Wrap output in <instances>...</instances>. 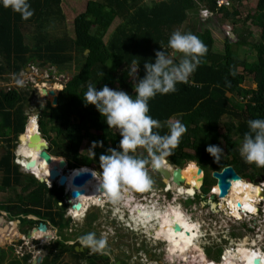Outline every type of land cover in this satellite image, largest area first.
<instances>
[{
  "label": "trees",
  "instance_id": "obj_1",
  "mask_svg": "<svg viewBox=\"0 0 264 264\" xmlns=\"http://www.w3.org/2000/svg\"><path fill=\"white\" fill-rule=\"evenodd\" d=\"M229 1L230 8L219 6V0L89 1L84 12L73 20V35L67 27L63 0H29L33 14L27 20L0 6V79L5 80L4 75H12L17 80L33 63L49 65L66 74L73 70V75L59 93L57 110L50 103L41 108L40 131L50 142L51 156L65 158L69 169L94 165L100 171L99 155L109 147L118 149L121 137L116 129L108 127L95 106L84 104L83 93L87 85L90 83L98 90L107 85L113 90L120 89L135 95L134 80L126 78L133 61L138 81L145 74V61L154 62L155 51L164 49L166 53L172 52L167 48V41L173 31L195 34L207 48L202 62L186 83L176 85L175 92L151 98L148 101L149 114L159 121L160 127L153 131L161 135L167 133L170 119L180 121L186 128L171 154L163 158L166 163L185 167L194 162L204 173L221 171L227 166L235 168L243 180L232 183L228 195L221 200L223 202L236 189L264 179V168L245 163L238 152L243 134L248 131L247 121L264 118V0H258L257 6L247 12L246 21L251 19L257 32L239 28L241 34H238L233 30L237 42L227 36L222 52L215 51V39L210 30L200 31L195 22L187 30L183 27L191 22L194 13L201 17V9L213 15L220 14L224 23L232 21L241 25L240 17L244 10L248 5L252 7L248 3L250 0ZM116 21L119 23L110 32ZM257 33L259 41L255 42L253 36ZM236 47L244 48V57L237 54ZM251 76L252 84L256 85L254 89L246 86ZM31 88L8 91L0 88V194H11L9 192L14 190L23 215L40 217L43 224L48 221L67 230L69 217L66 218L68 206L64 189L56 184L49 188L46 183H40L35 176L25 173L16 160L20 136L25 139L24 148L29 141V136L23 134L30 118L27 109L37 95L35 88ZM85 141L91 145L93 141L102 142L92 149L95 155L81 153ZM222 143L228 150L216 161L205 149L208 144L221 148ZM35 153L34 159L49 170L59 162L54 158L53 164L47 165L38 158V152ZM135 155L148 158L143 148H138ZM150 166L149 160L146 168ZM76 174L77 171L72 172L68 178L72 179ZM181 177L184 183L195 187L192 177L183 171ZM201 177L202 174L195 177L198 191L202 185L199 182ZM215 184L216 181L206 174L202 192L206 195L210 190L209 196L216 195ZM168 186L178 185L171 183ZM197 199L205 201L202 196H197ZM0 209L4 210V205ZM17 215L15 219L21 220L20 213ZM31 232L23 228L25 237ZM61 246L64 248L61 252L48 253L41 264H68L65 263L64 252L72 250L63 243ZM225 251L223 260L215 263L225 264L240 254L237 248ZM205 254L211 255V251L207 250ZM78 256V263L82 264L85 257ZM31 260L32 257L25 264H31ZM12 264L21 262L16 259Z\"/></svg>",
  "mask_w": 264,
  "mask_h": 264
},
{
  "label": "rangeland",
  "instance_id": "obj_2",
  "mask_svg": "<svg viewBox=\"0 0 264 264\" xmlns=\"http://www.w3.org/2000/svg\"><path fill=\"white\" fill-rule=\"evenodd\" d=\"M89 1H94V0H63L64 11H65V14L67 15V27L68 29L70 28L71 35H73V31H72L73 30L72 28L73 20L80 13L84 12L86 8V4ZM250 3L255 8L257 6L258 0H252ZM223 4L227 5L226 2H223ZM227 8H230V7L227 6ZM254 8L248 5L246 10H244V14H242V16L240 17V20H243L242 22L243 24L239 26L242 30L250 31V28L252 26H251V22L246 21L248 18L247 12L248 10H251V9L253 10ZM221 18L222 17L218 15L211 19V14L208 16V18H204L201 14L200 18L198 16L191 17V23L195 21V26H197V28L200 31H203L205 29L207 30L215 29L216 33L218 31L219 35H221L222 37V39L220 40L221 42H220L219 47L220 48L222 47V40H223L224 41L223 49H224L225 41L228 36L227 29L232 28V26L222 22ZM201 20L203 23H201ZM118 23L119 21H116L113 24L112 28L110 29V32L114 30V28L117 26ZM251 33H256V32L254 30ZM253 38L255 39V42L259 41L258 33L256 34V36L254 35ZM235 49L239 56L244 57L245 55L244 48L239 49V47H236ZM172 57L175 61H177L179 58L178 54ZM239 71H241V69H239ZM73 73H74L73 70L71 71L70 74H66V73L60 72L58 69L54 67H50L49 65L41 66L40 64L33 63L31 66H29L26 69L25 72H22L19 75V78L17 79V80L23 81L22 86L16 83L17 80L13 79L14 77H12V75H10V77L4 75L3 78H5V80L0 79V81H2L0 82V88L6 91L10 89H19L20 87H25L28 89H30L31 87L35 88L34 91L37 92V95L34 97L35 99L31 102L30 106L27 109V114L32 118L34 115L39 116V114L42 111L41 108L43 106H46L49 103L51 104L54 98V96L51 94H49L48 96H44L42 92L40 91V89L42 90V88H46L48 91L54 90L56 93L57 92L59 93L64 89L66 82L73 75ZM126 78L133 80V77L129 75H127ZM246 86L248 88H252V89L254 88L250 79H247ZM58 98H59V94H58ZM52 108L57 110V107L53 106ZM172 120L177 121L176 119H172ZM48 144H50V142H48ZM26 147L24 148L23 146H19L18 151L16 150V160L19 159L18 162L23 168H24L23 162L25 161L24 158L34 159L35 157L34 153L37 152L34 149L32 152H29L26 149ZM221 148L223 149V154H226L228 149L226 148L224 143H222ZM90 149H92V145L89 142L85 141L82 145L81 153L87 156H92V154L89 152ZM54 158L58 160L65 159L61 157H54ZM187 162H184V163H187ZM162 164L165 165L166 162L163 161ZM195 165H197V167L200 168L197 163ZM168 166H170L173 169L178 167V166H175L169 163H168ZM89 168L94 169L96 172L95 175H97V176H93L92 179H95L96 177L99 176L100 171L94 165H92ZM43 169L45 171V174L43 175H45V178L47 179L49 177L48 172L45 170L46 168H43ZM84 170L86 172L88 171L86 169ZM146 170L148 172V175L152 179V185L150 188L143 190V191L129 189L127 187L121 188L122 191H120V193L122 196V201H120L117 204H114L115 206L112 204L110 200H108L109 203L106 204V202L108 201L105 199H101V201L104 202L103 204L91 205L89 207L91 209L88 208L89 210L87 209L83 213V215L82 213L80 214V217L82 216L81 218L74 219V217H72L73 220H82V218L83 217L85 218V216L89 212H92L94 216H98V217L105 216V215H109L112 209L113 215L111 217L107 216L109 218L108 220H113L114 216L118 215V217L115 220L125 219L124 222L130 224L129 228H131V230L133 231L135 230L134 235L137 236L135 237L136 239L132 237L130 232H128L127 233L128 235L126 238H124L123 240L114 242V245H116V247H119L120 253H119V256L110 255L111 257H109V263L112 262L115 259V257H118V260H120V262L122 261L123 264H140L138 262L139 258H142L143 264H178L176 259L169 255L166 249L165 243L152 240L145 230L135 229V224H133V222L131 221L133 220L131 219L132 215L130 214V216L128 217V215H126V212H125L126 210L125 205L131 201L130 197H134L137 201L136 203H143L146 206L152 207L153 205H155L157 206L158 209H162V210H164V207H165L167 212L169 213H170V210H174V212H176L177 215L181 216L182 220H192V222H195L194 225H197L196 223L201 222V221H204V223H207L206 225H208V223L210 222L209 226L211 228H214L212 229L214 237L212 239L206 236V231H209V228H207L208 226L206 225H202L203 228L205 227L206 231L205 230L203 231L202 240H200L199 244L197 245L200 248V250L198 251V254H195V257L192 258L193 260L199 262L198 264H204L206 263V261H214V262L219 263L222 257L220 256L219 258L220 251H222L221 255H224L226 252L225 250H229V249L235 250L234 248L238 246L240 243H242V241H244L245 239L248 241L247 243L249 244L250 248L263 249L264 247V202L260 201L256 203L258 207V211H256V214L252 213L251 211L244 212L245 211L244 209H240L242 206L240 208L234 207V209H232V207H230L231 205H229V207L225 208L223 207V204L229 203L228 199L231 200V197H232V194H230L227 200L223 201L224 203L221 201L219 202L218 207L220 208L221 211L219 212L213 211L211 207L209 206V204L206 202V200L201 201L197 198H194L193 200L187 201L189 199L187 198L188 196L194 195L193 192L195 191V189L197 191V196H200V197L202 196L206 199V197L209 195L210 190L208 194L206 195L202 192L203 184L201 185V188L198 191V186H197V182L195 178H193V181H192L195 188L192 187V185L188 183H184L180 186H174V187L169 186L171 191L176 192V197H175L174 192H172L173 193L172 195H167V193H165L164 191V190H167L166 185L172 183L171 181H167V184L163 188L161 176L157 172H155V170H153L151 166L146 168ZM206 174L211 179L213 170L204 173V177L206 176ZM37 176L43 177L41 172H39ZM246 182H249V181H246ZM47 183L52 184V181L49 179ZM249 183H250L249 185L252 184L256 186H260V184H262V183H255V182H249ZM70 184L71 183H69V185ZM68 186L66 187V191L70 195L72 190L69 189ZM127 191H135V192L134 193L131 192L130 194H128L126 193ZM9 193H11V194H8L9 197L11 198L14 197L13 193L17 195L16 192H9ZM171 197L173 198L172 200H171ZM183 197L187 198L186 200L187 202L182 200ZM165 198H166V201H165ZM139 199H142V200H139ZM6 201H7V196L5 194H2L0 196V202L5 204ZM72 201L73 200L71 201L65 200V204L68 206V210L72 209L71 207L73 206ZM156 201H158V203ZM104 205H105V208H104ZM116 206H118L119 208ZM72 212L74 213V210ZM246 215H248V219H246ZM2 217L3 215L1 213L0 218ZM67 217H69L68 212L66 213V218ZM242 217L244 218V220H242ZM124 227L126 226L124 225ZM3 228H8V229H7V233L3 234L2 236L0 234V260H1L0 264H12V263H15L16 259H19L21 264H25L29 260L30 257H32V260H33L34 258H37L40 255L39 253L40 247H39V244H37L35 240H32V239L24 240L22 235L17 234L16 221H14L10 225L8 222H6ZM225 229H227V231H224ZM136 230H139L140 232H137ZM159 230L160 228L157 227L156 231L159 232ZM11 233L12 235L10 236L9 234ZM143 234H145V236L146 235L148 236V239L146 241L142 238ZM218 234L223 235V236L221 237V239L217 240V243H214L215 236L218 237ZM44 236L46 235L39 234V238H41L40 242L42 244V247L45 245V248H46L50 244L55 243V240H53L50 235L46 236L48 237V239L46 240L44 239L46 238ZM52 236L54 238V234H52ZM225 237L226 239L228 238L229 241L224 240ZM136 243L137 244L139 243L141 248L144 249L142 252L139 253L138 256H137V251L135 248ZM253 243H256V245L252 246ZM197 246H193V247H197ZM180 249H188V248H184L183 246L176 248V250H180ZM207 250L211 251V255L209 254L205 255ZM191 251L194 252L195 248H192ZM52 253L54 252H50V254ZM149 253L153 254V257L149 258ZM197 257L200 260L197 259ZM71 258L72 257L70 255L68 259H71ZM207 258L210 260H208ZM240 259L241 258H239V261ZM64 260H65V263H68L66 259ZM230 263H231L230 259L225 261V264H230ZM180 264H184V263H180Z\"/></svg>",
  "mask_w": 264,
  "mask_h": 264
},
{
  "label": "clouds",
  "instance_id": "obj_3",
  "mask_svg": "<svg viewBox=\"0 0 264 264\" xmlns=\"http://www.w3.org/2000/svg\"><path fill=\"white\" fill-rule=\"evenodd\" d=\"M222 5L225 4L222 2L219 6ZM0 6L5 9H10L14 13H18L22 20L29 19L33 14L29 0H0ZM226 6H229V3H227ZM210 14L212 13L210 12ZM228 30L232 31V28L227 29V34ZM161 48L163 49L162 45ZM167 48L171 49L172 52L166 53L164 49L163 51L157 50L155 51L154 62L145 61V74L143 78L138 79V81L136 80L137 67L135 66V61H133V67L128 71V75L133 77V91L135 95H130L120 89L113 90L107 85H104L98 90L96 86L90 83L87 85V90L83 93L84 104L86 106L89 104L95 106L108 127L110 129H116L121 137L118 149L109 147L106 149L105 153L99 155L100 174L97 177L100 184L99 191L102 189L101 193H103L104 198L110 200L113 204L122 201L120 193V191H122L121 188L127 187L139 191L150 188L152 179L148 175L146 164H148L150 160L153 168H159L163 158L171 154L172 150L179 143L180 137L186 131L183 123L171 119L167 122V133L161 135L158 131H153V129H158L160 127V123L149 114L148 101L157 94L164 95L175 92L178 83H186L188 77L202 62V57L205 55L207 48L195 34L191 32H181L180 30H175L170 34L167 41ZM177 53H179L180 56L178 60L174 62L172 56H175ZM16 83L22 86L23 81L17 80ZM36 118L37 116L34 115L32 121L35 122ZM247 126L248 131L244 132L238 148L239 155L245 163L254 164L257 168H264V118L250 119L247 121ZM101 143V141H93L92 149L101 145ZM138 148H143L146 151L148 156L147 159L135 155ZM92 149H90L89 152L95 155ZM205 150L216 161L220 160L221 154L223 153V149L214 144H208ZM18 161L19 159H17V163L19 164ZM21 168L25 173L29 174L25 168L22 166ZM67 168L66 166L65 169ZM65 169L63 171H65ZM83 169L88 170L90 173L93 172V174L91 173L92 175L96 173L94 169L89 167L68 168L69 171L67 172V176L72 172ZM54 184L60 187L58 182L53 184L47 183L49 188H52ZM262 184H264V182H262ZM262 184H260V186L264 188ZM61 188L64 189V193L66 192L65 196L70 197L66 191V187ZM164 191L167 195H172V192H174L176 197L175 191ZM131 192L133 193V191H127L126 193L130 194ZM195 192L194 195L187 197L189 198L188 200L197 197V191ZM130 199L131 201L128 202V204H131V207H128L127 204L125 205V212L128 217L130 216L129 211L133 209V204L135 206L136 204L145 205L143 203H136L137 201L134 197H130ZM172 199L171 197V200ZM99 202L102 203V201ZM108 203L109 201L106 202V204ZM72 205H74V203ZM73 210H75L73 206L72 209L68 210L70 217H74ZM112 215L111 209L110 214L106 216L111 217ZM117 217L118 215L114 216L113 220ZM129 226V224L126 225V227H128L127 229L134 232ZM36 230L38 234L47 235L46 232L42 233L38 229ZM206 236L213 239V230L209 229V231H206ZM44 239L46 240V238ZM218 239L220 238L215 236L214 243H216ZM39 240H41V238L35 237V241ZM224 240L229 241L228 238ZM68 243L72 242L69 241ZM76 243L82 248L87 249L90 254L98 253L103 255L106 254L107 251L106 238L103 235L98 237L95 232H87L80 235L77 237ZM259 250L263 252L262 256L264 257V247ZM221 254L220 256L222 257L220 262L223 260V255ZM32 261L30 262L31 264Z\"/></svg>",
  "mask_w": 264,
  "mask_h": 264
},
{
  "label": "bare ground",
  "instance_id": "obj_4",
  "mask_svg": "<svg viewBox=\"0 0 264 264\" xmlns=\"http://www.w3.org/2000/svg\"><path fill=\"white\" fill-rule=\"evenodd\" d=\"M51 95L54 96L53 101L51 103V106L53 107V102H55L56 95H54V94H51ZM29 121H30V123L32 122L30 129H29V132L27 133V136H29V138H30V136L33 134V132H35V129H36L35 122L37 121V118H36L35 122H33L31 120V117H30ZM24 143H25V139L21 137L20 138V146H23ZM38 156H39V153H38ZM23 165H26V162H23ZM56 165H54V166H56ZM41 166L43 168H46L45 166L38 163V166L35 169L33 168L34 169L33 172L35 174H38L39 172H41L42 176L45 178V175H43V174H45V171ZM164 166L171 173L174 172L175 170L178 171L180 177H181L182 171L184 172L185 175L190 176L192 178H195V177L199 176L200 174H202V177L199 178V182L202 183L203 172H201V169H199L197 167V165H195L193 162L188 163L185 167H176L174 169L171 168L170 166H168L167 163ZM45 170L48 172V175H49L50 170L47 168ZM212 178L216 181L217 193H216V195L210 196L211 197V203H210L211 208L213 211H217L216 209H218V211H221L220 208L218 207V204L222 199L226 198L227 194L223 193V190L221 187L222 182H221L220 178H218V177H216V178L212 177ZM181 179L184 181V179L182 177H181ZM71 180L72 179H69L70 183H71ZM55 182H57V181H52V184ZM99 186H100V184H99L98 178L97 177L95 179L91 178L84 187L86 194L82 197H79L78 199H73L72 202L74 204L80 202L82 205L81 211H77V210L75 211L74 210L73 215L75 218H78V219L81 218L82 216L80 217V214L82 213V215H83V213L91 205H99V204L104 203L103 201H102V203L99 202V201H101V199H105L103 196V193H101L99 191ZM68 188L71 190H75L71 184L68 186ZM167 190H171L169 188V186L167 187ZM262 190H263L262 186H256V185H252V184L247 185V186H243L242 188H238L232 192L231 200L228 199L229 203H224L223 207L227 208V207H229V205H231L230 207H232V209H234V207L240 208L242 206L240 209H244L245 210L244 212L251 211L252 213L256 214V211H258V207H257L256 203H258L260 201L264 202V198L261 197L262 196V194H261ZM195 191H196V189H195ZM195 191L193 192L194 194L196 193ZM105 200H107V199H105ZM239 203L241 204L240 207L238 206ZM127 205H128V207H131V204H127ZM116 207H118V206H116ZM132 208L133 209H131L129 212L132 215L131 219H133V220H131V221L133 222V224H135V229L145 230L146 233H148L149 237L152 240L160 241L161 239H163L164 242H162V243H165L166 249H167L169 255L172 256L173 258H175L179 264L184 263V262H185L184 264H198L199 263V262L192 259L193 257H195V254H198V251L200 250V248L197 245L199 244L200 240H202V233H199V232L195 233L194 232V230H197L198 224L197 225L189 224L188 222H186V220H182L181 216L177 215L176 212H174V210H170V213L167 212L165 207H164V210H162V209H158L157 206H155V205L150 207V206H146V205H142V204H140V205L136 204V206H135L133 204ZM246 219H248V215H246ZM242 220H244L243 217H242ZM175 225H179L182 228V230H180L178 232L174 231ZM157 227H159L160 229H163L162 232L159 231L160 232L159 233L158 231H156ZM7 229L8 228H5V229L3 228V230H0L1 236L3 234L7 233ZM152 229H155V233L151 232ZM34 230H36V229H34ZM34 230H33V232H31V234L34 233ZM136 231L140 232L139 230H136ZM12 233L10 234V236L12 235ZM39 234H41V233H39ZM39 234L37 233V231H35V234H34V237L32 238V240H35V237L39 238ZM156 239H158V240H156ZM167 242H169L170 244ZM247 242L248 241L245 239L244 241H242V243H240L238 246L235 247V248L239 249L241 255L239 254L237 259H230V260H234V261H231L230 264H255V261L257 264H264V257L262 256L263 252H261V250H259V249L250 248L249 244ZM255 245H256V243L252 244V246H255ZM180 246H183L184 248H188V249L176 250V248L180 247ZM193 246H197V247H193ZM192 248H195L194 252L191 251ZM239 258H241L240 261H239ZM197 259H199V258L197 257ZM204 264H217V263H215L214 261H206V263H204Z\"/></svg>",
  "mask_w": 264,
  "mask_h": 264
},
{
  "label": "flooded vegetation",
  "instance_id": "obj_5",
  "mask_svg": "<svg viewBox=\"0 0 264 264\" xmlns=\"http://www.w3.org/2000/svg\"><path fill=\"white\" fill-rule=\"evenodd\" d=\"M23 166L25 168V165H23ZM67 167H68V163H67ZM68 171L69 170L67 168V169H65L64 173L67 174ZM30 172H33V170ZM91 173L93 174V172H91ZM35 176H37V174H35ZM161 181H162L163 188H164L165 185L167 184V181L163 178V176H161ZM163 188H161V189H163ZM12 192H14V190ZM134 192L135 191H133V193ZM2 194H5L7 196V201L5 204L0 203V207H2V205H4V210L0 209V214L2 213V215H3V217L0 218L3 220L2 225H0L1 229H3L6 222H8L10 225L14 221H16L17 234L22 235L24 240H28V236L26 235V237H25L23 235V228L28 229L29 231L32 230V232H33L34 229H38L39 225L42 224V222H40L41 218L40 217L38 218L36 216H31V215H27V216L23 215L22 214V212H23L22 208L18 207L19 204L16 202V200H17L16 196L17 195L15 193H13L14 197L12 198L13 200L11 199V201L9 200V195L7 192L1 193L0 196ZM195 198H197V197H195ZM193 199H191V200H193ZM65 200L71 201L72 199H71V197L65 196ZM139 200H142V199H139ZM165 201H166V198H165ZM183 201H186V198H183ZM187 201H189V200H187ZM89 209H91V208H89ZM19 213H20L21 220L15 219V217L18 216L17 214H19ZM68 219H69L68 220L69 226H68L67 230H62V229L56 227L55 225L53 226L51 223H49L47 221V223L45 225L48 228V232L50 231L48 233V235H50L52 237V239L55 240V243L50 244L49 246H47L45 248V245L42 247V244L40 241H36L40 247V250H39L40 255L39 256H43L44 251H48V253H50V252H54V253L61 252L64 249L63 246H61V243H63L64 245L68 246L72 250L71 252L70 251L64 252L63 257H65L67 259L68 264L69 263L70 264H79L78 263L79 262V260H78L79 256L78 255H84V257H85L82 264H118V263L123 264L122 261L120 262V260H118V257H115V259L109 263V257H111L110 255L119 256V253H120L119 247H116V245H114V242L120 241V240H123L124 238H126L128 235L127 234L128 232L131 233L132 237H134V238L137 237L136 235H134L135 234L134 232H131L130 230H128L127 228L124 227V225L126 226L127 224H129V223H125L124 222L125 220H108L109 218L106 215L98 217V216H94L92 214V212H89L85 216V218L84 217L82 218V220H73L72 217H70V216ZM29 221L39 222V224H36V223L30 224ZM186 222H188L189 224L195 223V222H192V220H186ZM203 223H204V221L196 223V224H198V228H197V230H194L195 233L201 232L203 234V231L206 229H205V227L203 228L202 225L207 224V223H204V224ZM209 223H208V225H206V226H208L207 228H209L210 230L214 229V228H211L209 226ZM162 230L163 229H160L159 231L161 232ZM224 231H227V229H225ZM87 232H95L98 237L103 235L106 238V240H107L106 254H103V255L98 254V253H91L90 254L87 249L82 248L78 243H76L77 237H79L80 235H83ZM151 232L155 233V229H152ZM52 234H54V238H53ZM222 236L223 235L218 234V237L220 239ZM142 238H144V240L146 241L148 239V236L147 235L145 236V234H143ZM69 241H71L72 243H68ZM160 241L164 242L163 239H161ZM216 243H217V241H216ZM135 248L137 251V256L139 255L140 252H142L144 250L143 248H141L139 243L138 244L136 243ZM70 255L72 258L68 259ZM151 257H153V254L149 253V258H151ZM136 260H137V258H136ZM138 262L140 264H143L142 258H139Z\"/></svg>",
  "mask_w": 264,
  "mask_h": 264
},
{
  "label": "water",
  "instance_id": "obj_6",
  "mask_svg": "<svg viewBox=\"0 0 264 264\" xmlns=\"http://www.w3.org/2000/svg\"><path fill=\"white\" fill-rule=\"evenodd\" d=\"M228 36L232 41L237 42V39L231 30H228ZM41 92L44 96H48L50 93L56 95V99H55V102H53V106L58 108V106H59V104H58V93H56L54 90L48 91L46 88H42ZM38 118L39 117L37 116V121L35 122L36 129H35V132H33V134L29 138V141L27 143V148L32 149V150L33 149L36 150L39 153V156H38L39 159L42 160L43 162H45L47 165H51V164H53L54 158L49 153L50 146L47 144L48 142L43 138V136L41 134ZM31 123L28 120L27 125H26V129H25V133L23 135H26L29 132ZM24 159L26 160L25 169L27 172L34 170L38 166V162L36 159H29V158H24ZM66 166H67L66 160L60 159L58 164L50 170L49 177L47 179L44 177H37V176H35V174L33 172H28V173L35 176L40 181V183H46L47 184L48 180L50 179L51 181H57L58 185L60 187H67L70 183L69 178H68L67 174H63L61 172L65 169ZM151 168L153 170H155L158 174L163 176V178L166 181H171L173 184L178 185V186H180L184 183V181L179 176L178 171L175 170L174 172L171 173L169 170H167L165 168V166L163 164H161V166L159 168H153L152 166H151ZM201 172H203L202 169H201ZM92 176L93 175L90 172H86L83 170L77 171V174L71 180V185L75 189V190H72V192L70 194V197L72 200L78 199L79 197H82L86 194L84 187L87 184V182L92 178ZM212 177L220 178V180L222 182L221 187H222L223 193H226V194L229 193L232 183L243 180V178L237 173V171L235 170V168L233 166H227V167L223 168L221 171L213 172ZM203 181H204V172H203L202 184H203ZM262 182H264V179L255 180V183H262ZM99 188H100V186H99ZM100 192H102V189H100ZM261 194H262L261 197L264 198V188H263ZM206 202L211 207V204H210L211 203V197L209 195L206 197ZM238 206L240 207L241 204L239 203ZM73 209H75L77 211H81V209H82L81 203L78 202V203L74 204ZM216 210H217V212H219L218 209H216ZM2 223H3V220L0 219V225H2ZM38 230L42 231V232H46L47 226L42 223L39 225ZM180 230H182V228L179 225L174 226V231L178 232ZM35 231H37V230H34V233L28 235V239L31 240L34 237ZM46 239H48V237H46ZM47 254H48V251H44V255L39 256L38 258H34V260L32 261V264H41L42 260L47 256ZM118 264H120V263H118ZM255 264H257L256 261H255Z\"/></svg>",
  "mask_w": 264,
  "mask_h": 264
},
{
  "label": "crops",
  "instance_id": "obj_7",
  "mask_svg": "<svg viewBox=\"0 0 264 264\" xmlns=\"http://www.w3.org/2000/svg\"><path fill=\"white\" fill-rule=\"evenodd\" d=\"M95 1V0H94ZM252 0H250V2H251ZM225 2L226 3H230V1L229 0H225ZM250 2H248L249 4H251ZM252 5V4H251ZM226 6V5H225ZM252 8H254L253 6H252ZM218 15H220V14H218ZM218 15H213V14H211V19L212 18H214L215 16H218ZM193 16H198L197 14H195L194 13V15H192V17ZM221 16V15H220ZM199 18H200V16H198ZM221 21H222V19H221ZM243 21V20H242ZM249 22H251V28H250V31L252 32V31H254L255 30V32H257V28L253 25V23H252V20L251 19H249L248 20ZM195 22V21H194ZM223 22V21H222ZM201 23H203L202 21H201ZM192 24H194L193 22H192ZM226 24H228V25H231L232 26V31L234 30L235 32H238V34H241V31L239 30V26L240 25H236L234 22H232V21H226ZM243 24V23H242ZM191 25V22L190 23H185V25H184V27H183V29L184 30H187V29H189V26ZM191 28V27H190ZM196 28H197V26H196ZM192 29H194V26H193V28ZM211 32H212V36L214 37V39H215V51L216 52H222L223 51V40H222V47L220 48L219 47V45H220V40L222 39V37H221V35H219V33H218V31H217V33H216V31H215V29L214 30H210ZM218 37V38H217ZM236 37V36H235ZM236 39H237V37H236ZM234 42V41H233ZM251 56H254V54H252ZM248 79H250V81H251V79H253V77L251 76V77H249ZM253 86H254V88H256V85L255 84H252ZM253 88V89H254ZM93 176H97V175H93ZM42 232V231H41ZM50 232V231H49ZM48 228H47V230H46V233H47V235L46 236H48ZM42 233H44V232H42ZM231 261H234V260H231Z\"/></svg>",
  "mask_w": 264,
  "mask_h": 264
},
{
  "label": "built area",
  "instance_id": "obj_8",
  "mask_svg": "<svg viewBox=\"0 0 264 264\" xmlns=\"http://www.w3.org/2000/svg\"><path fill=\"white\" fill-rule=\"evenodd\" d=\"M222 2H225V0H220V1H219V5H221ZM201 14H202V16H203L204 18H208V16L210 15V12H209L208 10L203 9V10H201ZM228 29H231V28H228ZM33 69H34V68H33ZM34 70H35V69H34ZM262 185L264 186V184H262Z\"/></svg>",
  "mask_w": 264,
  "mask_h": 264
}]
</instances>
